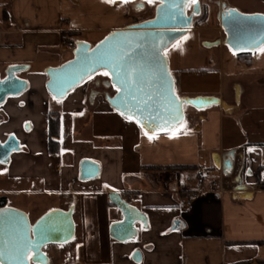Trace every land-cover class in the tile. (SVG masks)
<instances>
[{
    "label": "crops",
    "instance_id": "0c3cea01",
    "mask_svg": "<svg viewBox=\"0 0 264 264\" xmlns=\"http://www.w3.org/2000/svg\"><path fill=\"white\" fill-rule=\"evenodd\" d=\"M217 1L236 6L230 0ZM217 1L208 7L204 24L215 34L203 42L224 37L216 19ZM260 1L264 2L254 0L250 7ZM78 2L79 7L64 0H0V78H4L9 66L27 65V70L35 67L25 80L29 86L26 91L6 97L0 105V142L14 136L19 144V150L10 154L7 168L6 183L15 190L0 191V195L50 192L58 196V204L47 211L72 206L75 245L70 264H264L262 47L245 60L217 46L216 53L206 57V73L216 76V80L189 79L184 69L175 65L172 75L178 96H219L233 109L224 113L218 106L202 110L185 107L183 127L149 139L150 135L101 99L95 100L94 107L89 104L92 117L87 110L85 88L81 90L79 86L59 101L48 95L44 69L71 57L59 45L62 34H83L90 30L85 29L88 23L94 24L92 30L100 28L98 31L105 34L117 29L113 11L105 12L113 7L112 3ZM235 86L240 92L238 105L234 100ZM60 111L70 122L66 130H62ZM50 115L60 119V137L65 132L69 137L76 127L82 134L87 125L89 142L85 147L89 155L85 159L99 164L96 179L80 181L79 163L76 174H69L72 166L66 164L64 175L58 176L60 152L51 155L47 147ZM70 139L75 146L81 144L78 137ZM172 165L195 166V170L178 173L147 169ZM198 173L210 178L221 174L225 192L201 195L187 204L185 188H196ZM186 177L192 180L185 182ZM65 179L71 189L60 187ZM34 183L41 184L39 190L32 187ZM110 192H117L145 217V226L135 224L137 233L132 240L119 242L110 236V226L123 218L110 202ZM18 209L30 216L26 210Z\"/></svg>",
    "mask_w": 264,
    "mask_h": 264
},
{
    "label": "water",
    "instance_id": "95a60500",
    "mask_svg": "<svg viewBox=\"0 0 264 264\" xmlns=\"http://www.w3.org/2000/svg\"><path fill=\"white\" fill-rule=\"evenodd\" d=\"M151 3H156V6L150 19L115 29L94 44L76 40L70 59L44 70L48 95L55 97L54 100H63L98 72L107 71L109 75L103 84V101L150 136L167 134L180 127L185 120V107L202 110L218 106L224 113L230 112L233 106L219 96H178L165 55V51L187 34L194 20L200 16V0L193 7L188 6L187 0H152ZM215 5L218 6L216 19L224 37L214 42H203V47L221 45L233 54L241 55L252 54L264 46V14L243 13L220 1ZM113 68L119 69V76ZM27 69V65L6 68L4 78H0V105L6 97L26 91L27 82L16 74ZM133 69L135 71L129 79L127 72ZM110 88L113 92L109 91ZM99 94L95 90L89 92L90 105L94 104ZM239 98V88L235 86L236 105ZM177 119L179 123L174 122ZM18 150L19 144L14 136H9L4 143L0 142V164H7L10 154ZM215 164L219 166L218 157H215ZM78 173L80 181L93 180L99 176L100 166L97 162L83 159L79 162ZM243 196L248 197V194ZM108 197L123 215L121 221L110 226V236L119 242L134 239L137 233L135 224L140 222L145 226V217L117 192H110ZM74 233L72 206L67 210L52 209L34 221L23 210L0 207V249H4V264H47L48 257L43 248L65 244L73 239Z\"/></svg>",
    "mask_w": 264,
    "mask_h": 264
},
{
    "label": "rangeland",
    "instance_id": "374dc122",
    "mask_svg": "<svg viewBox=\"0 0 264 264\" xmlns=\"http://www.w3.org/2000/svg\"><path fill=\"white\" fill-rule=\"evenodd\" d=\"M68 4L77 6L79 7V2L78 0H64ZM232 3H235V8H237L239 11L243 13H248L250 14L251 11H254L252 13H260L258 11L264 12V2L254 4L253 7H250L251 3H254V0H230ZM205 3L207 4V0H205ZM213 2H209V5L207 4L206 10L208 7L211 6ZM113 7L106 9L105 12H109L110 10L113 11V24L117 29H121L125 26H128L130 24H135L141 21H144L146 19H150L153 17V13L150 12V10H147L145 13H139L136 14L134 13L131 4L132 0H130L129 3H121V0H115V2H112ZM252 8V9H251ZM151 13V14H150ZM263 14V13H261ZM89 22V21H88ZM94 24L88 23L86 24L85 29H90L87 32H84L83 34H80L78 32H73V36H69L68 34H63L67 35L74 41L76 40H81L82 39H87L93 42L92 44L98 42L100 39L103 38V35L105 34L104 32H100V28L94 27L96 30H92ZM100 27V26H99ZM104 30V28H101ZM211 34H215L213 30L207 29L206 26H202L200 29H190L187 34L182 36L180 39H178L176 42H174L166 51L165 55L169 60V66L171 67V73L175 72L176 66L179 67V69H184L186 72L185 74H188V78L190 79H211V80H216V76H211L207 75L206 69L209 68V63H207L206 57H208L210 54H215L216 53V47L212 48H204L202 46L203 41H205V38ZM106 35V34H105ZM60 40V38H59ZM177 44H179V47H177ZM66 52V51H64ZM68 55L71 56V51L68 52ZM179 60L176 63V59ZM34 66L30 70L27 71H22L19 72L18 75L22 77V79L28 81V79L31 76V73L34 71ZM45 70V69H44ZM104 72H98L95 77H105L103 75ZM86 83V84H85ZM85 83H83L78 89H84L85 91H89L91 89V85L89 81L87 80ZM29 87V86H28ZM75 93V92H74ZM99 102L103 100L102 96H97L95 100ZM51 103V102H50ZM86 103L88 104V112L92 117L94 116L93 110H91L89 102H88V97L86 100ZM98 104V103H97ZM94 107V105H92ZM51 107L47 106V110L49 111ZM61 112V111H60ZM187 112V111H186ZM61 119H62V130H66L68 128L67 125H69L70 122H68V119L64 117L63 112L60 113ZM78 124V123H77ZM76 124V125H77ZM87 125L84 126L85 130L84 133H80L79 129L76 127L73 130H71L69 133L65 132L64 135H61L59 140L61 141V150H60V158H59V165H58V171L57 174L58 176H63L64 175V169L63 166L66 164H69L72 166V170H68V173L71 175H74L77 173V165L78 163L85 159L87 157V143L89 142L88 140V135H87ZM180 128V127H178ZM175 129V130H178ZM78 137V139H76ZM72 138L73 140H79L81 141L78 146H75L73 142L71 141ZM7 168H9V162L7 164H0V191H11L15 190L14 187L9 186L7 182ZM75 177V176H72ZM184 175L182 174V179ZM210 178V177H209ZM212 179V178H211ZM66 180L60 182V187L63 188L64 185L65 187H71L66 184ZM79 182V181H78ZM41 184H39L40 186ZM38 183L33 184L34 189L39 190ZM73 197H76L75 195ZM58 196L56 194H52L50 192H45L40 195H25V194H13V195H8L6 197V205H12L13 207H18L26 210L28 213H30L31 219L35 220L38 218L40 215L45 213L50 207H53L58 204L57 201ZM75 245V239H72L71 241L61 244V245H47L43 248L44 254L48 257V263L47 264H70L72 261L73 257V246Z\"/></svg>",
    "mask_w": 264,
    "mask_h": 264
},
{
    "label": "trees",
    "instance_id": "16d2710c",
    "mask_svg": "<svg viewBox=\"0 0 264 264\" xmlns=\"http://www.w3.org/2000/svg\"><path fill=\"white\" fill-rule=\"evenodd\" d=\"M217 0H207V4L209 5V2H214ZM201 2V14L198 18H196L193 22L192 28L194 27H202L206 23L207 20V4L205 3V0H200ZM4 18H7V13L4 10L3 12ZM69 36H73L72 33H65ZM251 54H241L236 55L239 59H245L249 58ZM60 130H61V124L60 119L56 115H50L48 119V133H47V147L48 152L51 155H58L60 152ZM147 169H154V170H163V171H177L180 173L182 170H188L189 172H193L195 170V166H148ZM6 206V197L0 195V207Z\"/></svg>",
    "mask_w": 264,
    "mask_h": 264
},
{
    "label": "built area",
    "instance_id": "2783aa9c",
    "mask_svg": "<svg viewBox=\"0 0 264 264\" xmlns=\"http://www.w3.org/2000/svg\"><path fill=\"white\" fill-rule=\"evenodd\" d=\"M59 45L62 51H72L75 48V41L67 35H61ZM191 177H186L185 182L191 181ZM197 185L195 189L185 188L187 193V204H190L196 197L211 194V193H224L222 186V175L215 178H209L203 173H198L195 178Z\"/></svg>",
    "mask_w": 264,
    "mask_h": 264
},
{
    "label": "flooded vegetation",
    "instance_id": "af4514ba",
    "mask_svg": "<svg viewBox=\"0 0 264 264\" xmlns=\"http://www.w3.org/2000/svg\"><path fill=\"white\" fill-rule=\"evenodd\" d=\"M155 6H156V3H149V2L142 1V0H132V4H131V7H132L134 13H136V14L145 13V12H147V10H150V12L154 13V7ZM96 75H94L93 77L88 79V81L91 85V89L88 91V94L90 91L95 90V91H98L100 93L98 96H102V93L105 92L103 84H104L105 80H107L108 77L105 76V77L99 78V77H95ZM109 91L113 92V89L110 88ZM6 206H9V205H6Z\"/></svg>",
    "mask_w": 264,
    "mask_h": 264
},
{
    "label": "snow or ice",
    "instance_id": "6c2138e0",
    "mask_svg": "<svg viewBox=\"0 0 264 264\" xmlns=\"http://www.w3.org/2000/svg\"><path fill=\"white\" fill-rule=\"evenodd\" d=\"M106 2L112 3V2H115V0H106ZM129 2H130V0H121V3H129ZM148 2L151 3L152 0H148ZM187 3H188V6H189V7H193V6H195V5L197 4V0H187ZM177 47H179V44H177ZM260 50H261V52H264V47H262ZM234 54H235V53H234ZM100 62H102V61H100ZM113 71L116 73L117 76H119V74H120L119 69H117V68H113ZM133 71H135V69H133V70L127 72V77H128L129 79H131ZM103 75L108 76L109 73H108L107 71H105V72L103 73ZM117 91L119 92L120 89H117ZM53 98L55 99V97H53ZM177 99H179V98H177ZM122 114H123V113H122ZM127 118H128V119H132L131 116H128ZM174 122H175V123H179L178 119L175 120ZM137 123H140V121H137ZM167 124H168V122L166 121V122H165V125L167 126ZM148 126L150 127V125H148ZM181 127H183V125H181ZM178 130H179V129H178ZM145 134L147 135V132H146ZM149 139H152V137L149 136ZM250 150H251V149H250ZM6 246H7V244H6V242H5V247H6ZM17 251L19 252L20 250L17 249ZM18 258H19V257H13V259H18ZM0 264H4V249H0Z\"/></svg>",
    "mask_w": 264,
    "mask_h": 264
}]
</instances>
